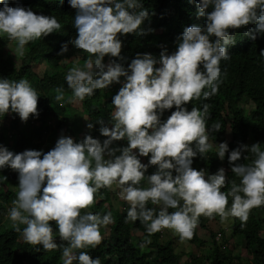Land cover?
Returning <instances> with one entry per match:
<instances>
[{
	"label": "clouds",
	"instance_id": "clouds-1",
	"mask_svg": "<svg viewBox=\"0 0 264 264\" xmlns=\"http://www.w3.org/2000/svg\"><path fill=\"white\" fill-rule=\"evenodd\" d=\"M67 2L76 9L78 33L70 42L91 56L83 68L72 67L65 77L73 97L82 101L114 82L121 87L112 97L111 120L107 124L103 119L96 121L106 137L102 142L90 134L79 142L61 135L43 154L32 149L14 153L0 144V169L7 166L18 173L19 191L8 213L14 230L27 243L52 251L61 247L49 223L54 221L60 240L67 242L62 247V264H102L99 257L77 250L101 244L100 229L114 222L112 214L81 210L96 202L101 188H111L114 183L129 205L125 222L139 221L149 235L167 228L181 241L191 239L202 215H218L221 223L236 217L243 227L250 210L264 205V149L258 142L240 144L230 151L227 142L217 144L215 155L224 160L227 152L231 172L239 178V183L230 182L225 193L221 190L227 182L223 167L208 174L191 166L198 153L204 155L212 149L209 133L219 131L222 124L216 121L206 126L210 104L191 110L185 105L201 97L208 100L218 91L220 62L229 59L227 46L234 43L236 28L252 23L254 31L245 35L255 39L264 34V0H197L196 16L205 17L204 25L185 27L168 49L136 53L127 67L114 60L105 64L103 57L121 58L118 34L143 37L155 30L141 27L150 15L142 0ZM60 28L55 16L9 6L7 0L0 6V34L15 40L21 54L30 41ZM67 50V43L62 44L60 52ZM260 54L264 57V50ZM120 77H124L122 82ZM57 92L56 100L61 101L63 91ZM37 100V91L28 80L0 78V116L13 112L21 121H27L30 114L35 118ZM173 106L175 110L161 120L162 113ZM86 127L92 129L93 123ZM117 140H126L127 145L112 146ZM243 151L255 156L247 165L237 162ZM140 157H147V163ZM150 165L156 170L146 176ZM145 177L148 187H140ZM149 202L159 208L148 207Z\"/></svg>",
	"mask_w": 264,
	"mask_h": 264
},
{
	"label": "trees",
	"instance_id": "trees-1",
	"mask_svg": "<svg viewBox=\"0 0 264 264\" xmlns=\"http://www.w3.org/2000/svg\"><path fill=\"white\" fill-rule=\"evenodd\" d=\"M3 3L4 0H0V6ZM7 3L9 6L31 9L36 14L55 16L61 28L38 40L30 41L26 44L23 54L15 40L0 34V78L26 79L38 94L37 117L34 118L30 114L27 121H21L18 114L13 112L0 116V144L14 153L32 149L40 150L43 154L55 146L61 135L79 142L86 134H90L102 142L106 137L100 134V125L96 121L103 119L107 124L111 120L114 112L112 97L121 87V83L114 82L103 90H94L93 95L86 96L82 101L73 97L65 77L70 68H83L91 58L90 54L70 42L78 34L74 27L76 9L72 8L67 0H7ZM196 4L197 0H142L143 7L149 10L150 15L141 27H151L155 30L143 37L136 33L118 34L122 42L120 57L123 59L106 54L103 63L114 60L127 67L138 52L170 48L171 43L176 42L185 27L204 25L205 17L196 16ZM255 27V24L250 23L236 28L232 33L234 43L227 46L229 59L220 62L222 83L216 94L208 100L201 97L185 105L191 110L192 107L201 109L203 103L210 104V116L206 120V126L216 121L222 124L219 131L209 133L212 149L204 155L198 153L191 166L197 170L204 169L208 174L225 167L227 182L221 189L225 193L231 187L230 182L235 180L239 183V178L231 172L227 152L224 160L215 155L217 144L227 142L230 151L240 144L251 145L258 142L264 149V57L260 54L264 50V34L256 36L255 39L245 35L246 32L254 31ZM154 32L159 33L155 35ZM9 42L11 44H8ZM65 43L68 50L61 53V45ZM31 62H44L47 65V69L34 85L31 82L33 72L26 71V66ZM123 80L124 77H120V81ZM58 89L63 91L61 101L56 100ZM70 97L72 99H69ZM72 106L80 110V118L67 115L73 109ZM173 110L175 106L165 110L161 120H165ZM89 122L93 123L92 129L86 127ZM126 145V140H117L113 141L112 146ZM140 159L147 163V157ZM253 159L254 154L243 151L237 162L247 165ZM155 170L156 166L150 165L145 175H150ZM139 186L148 187L147 177ZM18 191V173L7 166L0 169V264H62V247L67 246V242L60 240L54 221L49 223L53 227L54 239L61 247L52 251L27 243L22 233L14 230L8 213ZM111 196V188H101L96 193V202L81 210L82 213L103 214L110 211L112 214L114 222L100 229L103 237L101 244L95 248L77 250L88 252L92 258L99 257L102 264H264V205L250 210L243 227L239 218L229 217L226 224L220 220L215 221L219 226L218 230L211 229L209 222L218 215L213 218L200 216L192 238L184 241L189 244L201 242L200 234L205 230L213 246L209 253L196 255L191 251L176 252L170 241H159V231L149 235L139 221L125 222L128 203L122 199L114 206ZM231 199L229 196L228 201ZM148 207L158 209L159 205L149 202ZM227 224L230 237L236 238V242L242 243L250 253V259L246 262H242L238 253L233 254L232 250L238 245L235 241L232 245L227 241L223 243L225 240L217 242L215 237L218 233L220 236L226 235L224 227L227 228ZM19 227L22 229L24 226Z\"/></svg>",
	"mask_w": 264,
	"mask_h": 264
},
{
	"label": "rangeland",
	"instance_id": "rangeland-1",
	"mask_svg": "<svg viewBox=\"0 0 264 264\" xmlns=\"http://www.w3.org/2000/svg\"><path fill=\"white\" fill-rule=\"evenodd\" d=\"M7 35V34H4ZM8 44H11L10 42ZM31 67V68H30ZM26 66V71L29 72L30 70L33 72V79L31 80L32 84H36L38 78H40L43 75V72L45 69H47V66L44 62L42 63H38L37 65H32V66ZM73 109H71L70 112L67 113V115H70L71 117H75V118H80L82 116V113L80 112V110L74 106H72ZM225 169V167H224ZM111 198H112V204L115 206L117 205L120 201H122V199L120 198V188L118 187V185L116 183H114L111 186ZM231 201L232 199L228 202V207L231 206ZM208 218V217H207ZM220 220L219 216H217L215 219L210 220L209 225L211 227V229H217V223L215 221ZM231 218L229 220V222H231ZM5 223V222H4ZM224 224H226L224 222ZM227 226V228L224 227V230L226 231V235L223 236H217L215 237L218 241L217 242H224L225 243L227 241L228 244H231L235 241L236 242V238H232L230 237V235L228 234L229 230H228V224L225 225ZM159 234V241L161 242H166V241H170L171 244L173 245V248H175L174 250L176 252H187V251H191L196 255H204L207 254L211 251V248L213 246V242L211 241L208 232L205 230L201 231L200 234V239L202 240L201 242H198L197 244H189L185 241H181L179 239V237L173 233V231L171 229H167V228H162ZM238 245L234 247V249L232 250L233 254L234 253H238L242 262H246L247 260L250 259V253L247 251L246 247L241 243L239 244L238 242H236Z\"/></svg>",
	"mask_w": 264,
	"mask_h": 264
},
{
	"label": "built area",
	"instance_id": "built-area-1",
	"mask_svg": "<svg viewBox=\"0 0 264 264\" xmlns=\"http://www.w3.org/2000/svg\"><path fill=\"white\" fill-rule=\"evenodd\" d=\"M220 235V233H218V236Z\"/></svg>",
	"mask_w": 264,
	"mask_h": 264
}]
</instances>
